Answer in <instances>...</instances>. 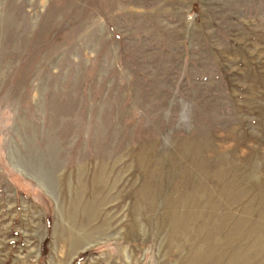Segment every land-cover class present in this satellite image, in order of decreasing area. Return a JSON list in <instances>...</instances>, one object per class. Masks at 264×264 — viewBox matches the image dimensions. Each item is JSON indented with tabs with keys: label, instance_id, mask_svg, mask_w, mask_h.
<instances>
[{
	"label": "rangeland",
	"instance_id": "1",
	"mask_svg": "<svg viewBox=\"0 0 264 264\" xmlns=\"http://www.w3.org/2000/svg\"><path fill=\"white\" fill-rule=\"evenodd\" d=\"M0 264H264V0H0Z\"/></svg>",
	"mask_w": 264,
	"mask_h": 264
},
{
	"label": "trees",
	"instance_id": "2",
	"mask_svg": "<svg viewBox=\"0 0 264 264\" xmlns=\"http://www.w3.org/2000/svg\"><path fill=\"white\" fill-rule=\"evenodd\" d=\"M48 240H49V239L46 240V242H45L46 244L48 243ZM44 253H47V250H46V249H45Z\"/></svg>",
	"mask_w": 264,
	"mask_h": 264
}]
</instances>
